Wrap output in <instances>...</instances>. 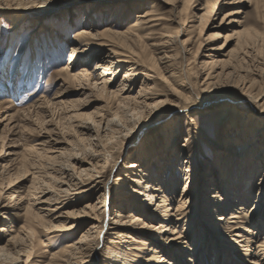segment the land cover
Here are the masks:
<instances>
[{
    "label": "bare ground",
    "instance_id": "obj_1",
    "mask_svg": "<svg viewBox=\"0 0 264 264\" xmlns=\"http://www.w3.org/2000/svg\"><path fill=\"white\" fill-rule=\"evenodd\" d=\"M163 1L165 4H171L170 10L175 12L178 9L176 0ZM193 1L185 0L183 11L186 12L194 4ZM221 1L224 0L207 1V9L201 10L204 14L201 17L202 22L208 23L214 12L225 5L219 6ZM240 13L237 11L232 14ZM159 20L161 18H156L148 12L139 16L126 31L118 32L110 26L96 35L85 30L78 33L77 37L86 41L87 48L84 52L93 54L91 60L96 64L94 73H99V79L94 82L93 75H88V70L84 68L75 70L73 65L80 55L77 52H82V49L77 48L70 54L69 60L73 66L71 72H75L70 75L71 72L68 71L67 76L78 81L82 90L96 91L100 99L104 100L106 113L99 120L92 122L97 133L96 140L85 139L89 129L85 125H79L81 129L77 139L71 141V144L67 140L64 143L58 138L48 136L46 141L37 145L42 146L40 149L33 147L29 150L30 154L24 160L23 167L28 169L32 176V185L28 190L31 202L25 209L22 205L15 209L19 212L24 210L26 225L18 231L3 230L8 232L9 238L0 246V264H19L18 257L14 254L20 256L22 253H27L26 264H29L31 253L28 250L34 248L32 241L40 230L36 229L37 224H41L45 233L50 232L56 236L69 234L76 227L83 229L89 226L86 231H82V236L76 243L68 244L63 251L50 253L47 264H178L180 260L191 264L196 258L197 250L192 230H196L195 226L198 224L204 229V236L208 234L212 239L218 238V243L221 242L215 245V250L219 253L224 250L229 255L227 250L230 248L222 244L227 243L231 247H240L241 251L247 252L246 256H252L253 264H264V173L256 184L264 168V103L259 104L264 101V56L261 57L257 52L258 36L246 33H240L239 36L236 31L234 36L240 37L237 45L244 50L242 56L237 61L232 58L224 61L213 58V61L205 66L211 65L213 69V75L206 76L212 78V82L207 83L209 92L219 91L223 81L233 90L230 95L233 96V101L230 102L229 97L225 96V93L229 92L226 89L219 91H223L224 98L215 100H225L219 110L223 116L219 122L225 120L228 113L232 120L237 117L239 107L236 103L240 100L249 103V109L255 110V115H258L255 120L252 117L245 119L244 115L239 114L240 127L235 125L236 129L228 136L229 139L220 144L222 153L217 151V169L213 170L215 176L205 171L200 177L194 169V164L188 162L193 154L189 144L194 137L192 129L197 127L191 120L187 131L189 145L186 148L175 145L169 150L161 148L153 152L149 150L150 147H146L147 143L142 141L132 160L120 171L127 181L117 178L115 182L121 183L115 184L113 192L108 194L111 178L104 183L107 178L106 169L109 162L114 160L117 149L125 150L130 146L128 133L134 130L138 135L143 133L144 136L150 125L157 121L155 116L167 103V96L189 100L190 91L188 86H185L187 84L184 85L186 81L181 80L173 68L174 55L171 53L174 41L171 35L166 37L167 35L163 34V39H157L151 29L156 26L154 22ZM202 30H205V27ZM232 38V35L227 36L226 42ZM145 41L151 43L146 44L151 50L150 54L142 49V43ZM108 53L109 58L106 56ZM240 63L247 64L248 68H240ZM120 67H126L127 71L123 74L120 84L116 85L115 79ZM160 86L162 90L159 89ZM138 88V96L134 97ZM161 97L166 100H161ZM172 103L177 102L174 99ZM257 105L260 106V112ZM129 113H132L130 117ZM82 116L77 112L72 114L70 119ZM178 120H175V132L172 134L174 141H177L176 137L180 132ZM219 122L216 132L220 130ZM102 125H105V136L98 134L103 129ZM84 143H89L91 148L93 147L92 150H87ZM64 144H67V148H62ZM170 150L174 154L169 160V166H166L169 174L163 181L154 178L153 172L146 168L152 159L155 160L156 167ZM179 166L186 177L184 186L180 185V181L176 184L170 180V171H176ZM32 169L34 172L31 173ZM205 169H209L207 164ZM125 182L132 183L133 186L125 185ZM212 183V191L208 192L207 187ZM201 187L205 196L197 199ZM74 196H77L75 201L71 200ZM142 196L146 198L143 202L140 200ZM19 197L11 195L13 199ZM82 198L86 200L82 215L67 211L68 208L82 204ZM116 202L119 203L117 208L114 207ZM252 202L253 205L249 208ZM110 205L112 209L115 208L114 215L106 222ZM65 209L67 210L64 211ZM193 211L197 213L196 219L193 217ZM73 217H76L78 222L74 221V225L69 227L70 224L66 222H70ZM186 228L190 232L186 233ZM110 236L111 239L108 238ZM154 240L157 247L150 244ZM136 245L143 246L142 251H147L145 258L133 255V251L137 250L133 246ZM100 246L105 248L104 256L98 255ZM172 249H176L175 259L172 258ZM184 249L191 253V257L183 254L181 250ZM227 254L225 256H228ZM216 263H222V256L217 257Z\"/></svg>",
    "mask_w": 264,
    "mask_h": 264
},
{
    "label": "rangeland",
    "instance_id": "obj_2",
    "mask_svg": "<svg viewBox=\"0 0 264 264\" xmlns=\"http://www.w3.org/2000/svg\"><path fill=\"white\" fill-rule=\"evenodd\" d=\"M184 1L176 0L179 10L174 12L170 10L171 4H165L163 0H0V246H3L9 238L8 232H3V230L18 231L26 225L24 210L19 212L15 209L20 205L25 209L24 207H27L31 202L28 190L32 185V176H30L29 170L23 167L24 160L30 154L29 150L33 147L40 149L42 146L37 145L46 141L48 136H53L54 139L58 138L64 143L67 140L71 144V141L77 139L78 131L81 129L79 125H85L89 129L85 139H97L92 122L105 115L104 100L100 99L101 97L96 91L82 90L78 81L67 76V72H71L74 66L76 71L83 68L88 70V75H93L94 82L99 79V73H94L96 64L91 60L93 54L84 52L87 48L86 41L77 37L78 33L83 30L93 35L103 32L110 26L112 30L118 32L126 31L139 16L148 12L156 18H161L154 22L156 26L151 29L157 39L165 37L163 34H166V37L171 35L174 41L171 53L172 56L174 55L173 68L176 75L184 82L186 81L184 85L187 84L185 86H188L190 91L188 101L167 96V100L171 101H167L163 106L160 111L162 114L159 112L155 116L157 121L150 125L144 136L143 133L138 135L134 130L128 133L130 146L125 150L117 149L114 162L110 161L106 169L107 178L103 182L106 183V180L111 178L108 194L113 192L115 184L121 183L115 182L117 178L120 177L127 181L120 171L126 163L132 160V156L142 145V141L146 142V147L148 149L150 147L149 150H153V152L159 151L161 148L169 150L175 145L186 148L190 144L193 154L188 162L194 164L196 173L202 177V173L209 171L211 175L215 176L213 170L217 169V155L222 153L220 144L226 142L236 127H240V115H244L245 119L252 117L255 120L258 115H255V110L249 109V103L240 100L236 103L240 115L238 114L232 120L228 113V117L219 122L223 118L219 110L225 100L222 102L215 100H220V97L224 98L223 91H219L226 89L229 92L225 93V96L229 97L230 102L233 101V96H230L233 90L228 88L227 82L223 81L221 83L223 86L219 91L209 92L207 83L212 82V78L206 76H212L213 69L210 67L211 65L205 66L206 63H211L213 58L220 61L232 58L233 61H237L242 56L244 50L237 45L240 37L234 36L236 31L239 32V36L240 33L258 36L257 52L260 56H264V0L221 1L219 6L225 5L214 12L208 23L201 21V17L204 15L201 10L207 9L209 0H194V6L192 5L186 12L183 11ZM237 11L241 13L232 14ZM19 12L23 14H18ZM202 26L205 27V30H202L204 29ZM231 35L233 38L226 42V37ZM145 42L142 43V49L150 54L151 50L146 44L151 43L150 41ZM75 48L82 49V52H77L80 55H78L77 62L71 66L70 54ZM106 56L109 58V53ZM241 64H238L240 68H248L247 64H242L243 66ZM118 69L120 72L115 79L116 85L120 84L123 74L127 71L126 67ZM74 72H71L70 75H73ZM159 89L162 90L161 86ZM138 92L139 88L134 93V97L138 96ZM161 98L163 101L166 100L164 97ZM174 99L176 104L172 103ZM263 103L264 101H261L259 104ZM112 107L115 108V106ZM257 107L260 112V106L257 105ZM77 112L83 116L70 119V116ZM130 114L132 115V113L128 114L129 117ZM176 119H179L180 132L177 134V141H174L172 134L175 132ZM191 120L197 127L192 129L194 137L188 144L187 131ZM218 122L220 130L216 132ZM102 128L98 134L105 136L103 132L105 125L104 127L102 125ZM63 146L62 148H67V144ZM84 146L87 147V150L93 148L89 143H84ZM173 154L172 150L166 152L164 158L157 165L158 167H155V160L152 159L146 170L152 171L154 178H160L163 181L169 174L167 167ZM205 164H207L208 170L205 169ZM34 169L31 170V173L34 172ZM263 173L264 168L256 184L259 183ZM170 177V180L172 179L176 184L180 181L182 183L180 185H185L186 177L182 174L181 166L176 171H170ZM128 184L133 186L132 183L125 182V185ZM212 188L213 183L208 185V192L212 191ZM12 194L20 197L13 199L11 198ZM204 196L205 192L201 187L197 199ZM75 198L77 196L72 197L71 200L75 201ZM140 200L143 202L146 198L142 196ZM85 202L86 200L82 198V204L64 211L82 215L86 206ZM118 205L119 203L116 202V205L114 203L115 208ZM252 205L253 202L249 208ZM113 209L111 205L108 207L106 222L113 218ZM76 217L70 220L73 224L66 222L70 224L69 227L74 225V221L78 222ZM193 217L197 218L195 211H193ZM199 225L195 226L196 230L191 229L194 233L193 242L197 249L196 258L191 264H217L218 256H222L221 264H253L252 256H246L247 252L241 251V248L237 246L231 247L227 243H222L223 246L230 248L227 250L229 255L223 250L226 249L225 247H223V251L219 250L221 252L219 253L215 250V245L221 244V242L218 243V238L212 239L208 234L204 236V229ZM41 227V224H37L36 229L40 228V230L32 241L34 248L28 250L31 253L29 264H47L50 253L63 251L68 244L76 243L81 238L82 231L89 228L88 225L83 229L76 227L69 234L56 236L50 232L45 233ZM180 230L182 231V229ZM187 231L186 228L185 232L187 233ZM108 238L111 239V236ZM262 239L264 240V235ZM150 244L157 247L155 240ZM133 248L137 249L133 251L135 257L145 258L147 255V251H142L143 246L136 245ZM175 250H171L173 259H175ZM181 251L191 257V253H188L187 250ZM98 255H105L103 246L98 249ZM14 256L18 257L19 264H26L27 253H22L20 256L14 254ZM178 264L189 263L180 260Z\"/></svg>",
    "mask_w": 264,
    "mask_h": 264
}]
</instances>
